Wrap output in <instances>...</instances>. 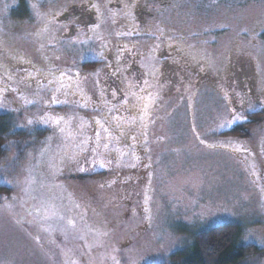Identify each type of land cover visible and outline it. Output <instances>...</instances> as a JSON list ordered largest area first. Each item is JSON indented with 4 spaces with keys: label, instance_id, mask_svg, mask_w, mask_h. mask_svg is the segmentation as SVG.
<instances>
[{
    "label": "rangeland",
    "instance_id": "rangeland-1",
    "mask_svg": "<svg viewBox=\"0 0 264 264\" xmlns=\"http://www.w3.org/2000/svg\"><path fill=\"white\" fill-rule=\"evenodd\" d=\"M0 83V264L264 248V0H0Z\"/></svg>",
    "mask_w": 264,
    "mask_h": 264
},
{
    "label": "trees",
    "instance_id": "trees-1",
    "mask_svg": "<svg viewBox=\"0 0 264 264\" xmlns=\"http://www.w3.org/2000/svg\"><path fill=\"white\" fill-rule=\"evenodd\" d=\"M247 116L256 117L254 112ZM247 122L250 123L249 119ZM237 124L239 123L232 126ZM9 135H11L10 123L5 115H2L0 116V161L5 156V142ZM8 192L9 188L0 186V193ZM237 231L238 226L233 224H223L199 231L193 235L188 248L172 252L168 261L161 264H239L247 255H257L264 251V248L259 249L254 245L238 244Z\"/></svg>",
    "mask_w": 264,
    "mask_h": 264
},
{
    "label": "flooded vegetation",
    "instance_id": "flooded-vegetation-1",
    "mask_svg": "<svg viewBox=\"0 0 264 264\" xmlns=\"http://www.w3.org/2000/svg\"><path fill=\"white\" fill-rule=\"evenodd\" d=\"M163 4L160 3V6L163 5ZM115 7L119 8V5H116ZM74 9L75 8H73V6L69 7L68 11L65 14H63V16L67 17V15L69 13H71V15L76 18V24H78V27L80 26V28H84V27L90 26V25H92V23L94 24V20L96 19V16H97L95 14L94 10H92V9H90L88 7H85V8H81L79 13H75L76 11H74ZM140 14H141V16L144 15L145 17L152 16V14H143V13H140ZM133 63H134V61L132 60L131 64L129 65V66H131V68L133 66ZM242 66H244V65L242 64ZM0 86L1 87H6V86L2 85L1 83H0ZM251 96H252V94L250 96L249 95L247 96L246 94H244L243 97H246V98L250 97L251 98Z\"/></svg>",
    "mask_w": 264,
    "mask_h": 264
},
{
    "label": "snow or ice",
    "instance_id": "snow-or-ice-1",
    "mask_svg": "<svg viewBox=\"0 0 264 264\" xmlns=\"http://www.w3.org/2000/svg\"><path fill=\"white\" fill-rule=\"evenodd\" d=\"M113 95L115 96V92L113 93ZM58 101H56L55 99L53 100V103H56ZM29 123H31V121H29ZM99 123V122H98ZM82 170V169H81Z\"/></svg>",
    "mask_w": 264,
    "mask_h": 264
}]
</instances>
